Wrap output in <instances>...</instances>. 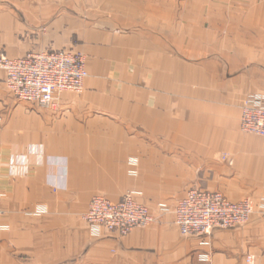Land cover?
Masks as SVG:
<instances>
[{"label":"crops","instance_id":"0c3cea01","mask_svg":"<svg viewBox=\"0 0 264 264\" xmlns=\"http://www.w3.org/2000/svg\"><path fill=\"white\" fill-rule=\"evenodd\" d=\"M54 2L0 0V53L71 50L89 72L41 108L0 68V264H264V138L240 127L243 99L264 95V0ZM195 188L256 212L179 239L174 210ZM129 191L156 223L93 235L90 200Z\"/></svg>","mask_w":264,"mask_h":264},{"label":"built area","instance_id":"2783aa9c","mask_svg":"<svg viewBox=\"0 0 264 264\" xmlns=\"http://www.w3.org/2000/svg\"><path fill=\"white\" fill-rule=\"evenodd\" d=\"M0 68L7 73L6 86L19 100L48 108L64 92L81 93L88 77L82 56L66 51L32 53L11 59L0 53ZM241 132L264 138V96H251L241 105ZM226 160V158H224ZM163 212L167 207L161 206ZM256 212L249 199L233 202L221 192L195 188L178 202L175 224L183 237L210 236L216 229H233L247 224ZM4 212L0 195V233ZM91 232L100 236L103 230L121 237L156 223L150 209L140 203L136 194L126 193L114 202L103 196L93 197L84 217ZM247 256V264H253Z\"/></svg>","mask_w":264,"mask_h":264},{"label":"rangeland","instance_id":"374dc122","mask_svg":"<svg viewBox=\"0 0 264 264\" xmlns=\"http://www.w3.org/2000/svg\"><path fill=\"white\" fill-rule=\"evenodd\" d=\"M54 1H59V2H62L63 4H65V3H69V2H71L72 0H50V4H51V6H55V5H58L59 3H56V2H54ZM88 6V5H87ZM86 6V7H87ZM84 9H86L85 7H84ZM88 10H89V7L87 8ZM105 10L104 12H109V13H113V11H111V9L112 8H100V11H102V10ZM107 9H110V10H107ZM183 9H184V7H183ZM107 10V11H106ZM62 51H66V52H70V53H73V54H76V55H79V56H82V58H83V60H84V65H85V68H86V72L88 73V77L86 78V80H85V82H84V88H83V91L81 92V93H74V92H64V93H72V94H77V95H80V94H82L84 91H85V85H86V81H87V79L89 78V72H88V69H87V57L84 55V54H82V53H79V52H74V51H71V50H62ZM54 52V51H53ZM56 52V51H55ZM64 93H61V94H64ZM58 95H60V94H58ZM253 96H256V95H253ZM257 96H264V95H257ZM251 97V95H249V96H247L245 99H243V101H242V104L244 103V101L246 100V99H248V98H250ZM55 99H56V97H55ZM241 104V105H242ZM34 105H37V106H39L38 104H34ZM55 105V100H54V104L52 105V106H50V107H48V108H51V107H53ZM39 107H41V106H39ZM41 108H44V107H41ZM129 192H133V193H135L136 194V198H137V200L139 201V197H140V193H137V192H134V191H129ZM128 193V192H127ZM98 196H100V195H98ZM104 197V196H103ZM244 200V199H243ZM250 200V199H249ZM252 201V200H251ZM253 202V201H252ZM254 203V202H253ZM144 205V204H143ZM254 205H255V203H254ZM146 206V205H145ZM256 206V205H255ZM148 207V206H147ZM163 207H167V205H164ZM149 209H150V211L152 210L150 207H148ZM159 209L162 211V208H161V206H159ZM152 212V211H151ZM163 212V211H162ZM161 214V213H160ZM170 237H173V235H174V230H172L171 231V233L170 234H168ZM212 235V234H211ZM210 235V236H211ZM177 237L179 238V239H188V238H191V237H183L182 235H180L179 234V232H178V235H177ZM209 236H207V237H204V238H208Z\"/></svg>","mask_w":264,"mask_h":264}]
</instances>
